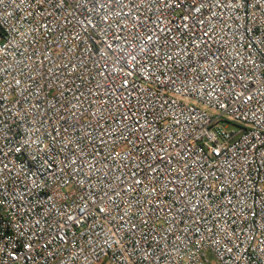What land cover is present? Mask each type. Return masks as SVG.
Returning a JSON list of instances; mask_svg holds the SVG:
<instances>
[{"label":"built area","instance_id":"1","mask_svg":"<svg viewBox=\"0 0 264 264\" xmlns=\"http://www.w3.org/2000/svg\"><path fill=\"white\" fill-rule=\"evenodd\" d=\"M0 264H264V0H0Z\"/></svg>","mask_w":264,"mask_h":264},{"label":"rangeland","instance_id":"2","mask_svg":"<svg viewBox=\"0 0 264 264\" xmlns=\"http://www.w3.org/2000/svg\"><path fill=\"white\" fill-rule=\"evenodd\" d=\"M228 127L233 129L234 128V124L233 123H228Z\"/></svg>","mask_w":264,"mask_h":264}]
</instances>
